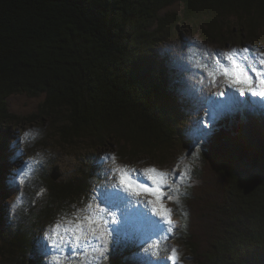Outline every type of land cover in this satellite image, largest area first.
Instances as JSON below:
<instances>
[{
    "label": "trees",
    "instance_id": "trees-1",
    "mask_svg": "<svg viewBox=\"0 0 264 264\" xmlns=\"http://www.w3.org/2000/svg\"><path fill=\"white\" fill-rule=\"evenodd\" d=\"M174 1L180 16L158 15ZM230 17L235 38L264 39V0H0V141L3 123L15 119L6 97L24 92L44 95L33 117L59 121L64 138L94 148L116 139L131 155L172 147L184 113L153 48L168 23L181 20L221 38ZM223 121L190 154L199 183L177 188L181 234L199 264H264V117L251 114L232 128ZM100 176L95 162L66 182L40 177V188L38 175V187L34 179L27 190H39L40 206L23 199L0 251L16 254L15 264H47L33 233Z\"/></svg>",
    "mask_w": 264,
    "mask_h": 264
},
{
    "label": "rangeland",
    "instance_id": "rangeland-1",
    "mask_svg": "<svg viewBox=\"0 0 264 264\" xmlns=\"http://www.w3.org/2000/svg\"><path fill=\"white\" fill-rule=\"evenodd\" d=\"M181 10V2L174 1L162 8L158 15L164 16L166 13L173 12L180 16ZM225 24L226 26L221 30L223 35L218 38L217 36L205 37L200 27H191L181 20L168 23L163 29V39L153 48L166 68V89L179 102L184 113L181 138L170 148H163L152 154L131 155L129 148L116 139H111L105 147L94 148L85 139L64 138L59 130L60 122L55 121L54 118L33 117L44 100L43 94L30 96L24 92H16L6 97L7 110L15 116V119L3 123L4 134L0 141V147L3 150L0 151V244L13 217L12 204L17 201L20 204L23 199L29 197L30 204L35 209L40 206L39 190L33 194L27 190L32 180L35 179L36 182H34L38 187L39 175L40 188L42 184L40 177H49L52 167L58 165L61 177L55 182H66L78 174L81 164L95 162L101 173L99 182L72 199L65 211L54 215L53 219L43 227L42 232L40 234L39 230L34 232L32 238L36 246L42 247L47 264H101L95 259L98 256L96 251L98 243L88 232L87 220H84V231L80 233V248L76 249V252L80 254L73 253V246H69V235L73 227V223L70 222H74L77 217L83 220L85 216L92 215L93 219H96L98 201L90 200L93 189L105 181L114 182L112 173L105 176V170L125 169L131 174L134 182H138L135 186L139 190V184L153 186L152 181L147 179L149 174L144 173V169L154 167L170 174L173 169H176L178 173L183 174V178L170 175L167 183L171 187L161 189L165 193L161 200L157 201L154 195L143 191H140L139 196H131V200L136 207L147 208L149 212L153 205L147 203L148 201H156L157 208L164 205L171 209L169 218L175 227L170 234L166 233L169 238L160 245L159 264H173L167 259L173 247L178 250V260L175 264H199L198 254L189 247L181 234L184 210L178 203L177 188L199 183L190 175L189 160L191 152L195 150L194 143L199 140L198 121L203 117L209 103L215 100H227L233 94L239 95L235 92V88L247 87L236 85L231 89L225 88V78L219 75V65H215L213 61L217 59L218 52L227 53L232 49L238 50V58L247 55L252 60L257 57V53L252 49H258L259 52L264 53V39L261 36L252 41L248 40L244 34L241 39L235 38V35L230 32L231 28L236 29L238 26L235 18L230 17ZM156 26L157 24L154 23L151 29ZM246 46L250 49L248 53L239 51ZM221 63L226 62L221 60ZM213 68L217 71L215 82L209 75ZM217 91H226L228 95L225 97L213 95ZM245 98L255 102L256 111L252 114L264 117V98L251 95ZM220 120L226 121L229 128L246 121L239 115H229ZM104 157L108 158L104 159ZM112 157L115 159L113 160ZM25 172L28 175L22 176ZM169 195L173 199H167ZM90 202L91 209L86 207ZM56 224H60L61 227L57 229L59 236L53 238L59 243L60 237H63L64 241L59 250L52 248L43 240L45 233L52 234V228ZM66 230L68 235H65ZM142 239L140 225L135 220H131L126 226L125 246L119 252L109 255L102 264H153L150 258L140 254L139 245ZM16 256L14 253L6 254L0 251V264H15ZM28 257L32 258L31 255Z\"/></svg>",
    "mask_w": 264,
    "mask_h": 264
},
{
    "label": "snow or ice",
    "instance_id": "snow-or-ice-1",
    "mask_svg": "<svg viewBox=\"0 0 264 264\" xmlns=\"http://www.w3.org/2000/svg\"><path fill=\"white\" fill-rule=\"evenodd\" d=\"M249 50V47L246 46L239 51L248 53ZM237 51V49H232L227 53L218 52L217 59L213 63L219 65V75L225 78V88L231 89L236 85H246L247 87L235 88V92L239 95L233 94L227 100H215L209 103L207 110L203 113V117L198 121L199 142L195 145L197 148L201 147L205 139L212 134L216 127V122L220 119L229 115H239L244 120L256 111L255 102L249 101L245 98L246 96L264 98V53L259 52L258 49H252L253 52L257 53L256 59L252 60L247 55L238 58ZM221 60L226 63L222 64ZM201 67L205 66L201 65ZM209 75L212 76L213 82H215L216 69L213 68ZM213 95L225 97L228 92L217 91ZM107 158L104 157V159ZM112 159L114 160L115 158L112 157ZM143 171L149 174L147 179L152 181L153 186L139 184V190H137L135 184L138 182H134L131 174L127 173L125 169L105 170L104 175L108 176L109 173H112L114 182L105 181L93 189L90 200L98 201L96 219H93L92 215H88L83 220L77 217L74 222H70L73 223V227L71 235H69V246H73L74 254H80L76 252V249L80 248V233L84 231V220L88 221V232L98 243L96 248L98 256L95 259L101 264L109 255L119 252L125 246L126 226L131 220H135L140 225L141 236L143 237L139 245L140 254L150 258L153 264H159L161 259L159 256L160 245L169 238L166 233L170 234L175 227L169 218L171 209L166 208L164 205H160L157 208L155 207L156 201H148L147 203L153 205L151 212H149L147 208L136 207L131 200V196H139L140 191H143L154 195L156 200L159 201L165 196L161 189L171 187L167 183L170 175L183 178V174L178 173L176 169H173L170 174L154 167L146 168ZM27 175V172L22 173V176ZM167 199L171 200L173 197L169 195ZM18 204L19 201L12 204L13 211H15ZM86 207L91 209L92 203L90 202ZM60 227V224H56L52 228L51 235L45 233L43 236L45 243L57 250L64 243L63 237H60L59 243L57 239L53 238L54 236H59L57 229ZM65 235H68V230H66ZM167 259L175 264L178 260V250L173 247Z\"/></svg>",
    "mask_w": 264,
    "mask_h": 264
},
{
    "label": "water",
    "instance_id": "water-1",
    "mask_svg": "<svg viewBox=\"0 0 264 264\" xmlns=\"http://www.w3.org/2000/svg\"><path fill=\"white\" fill-rule=\"evenodd\" d=\"M61 177V173L59 171V166L55 165L52 167L51 172L49 174V178L55 182Z\"/></svg>",
    "mask_w": 264,
    "mask_h": 264
}]
</instances>
